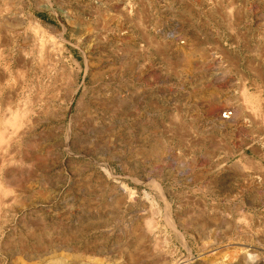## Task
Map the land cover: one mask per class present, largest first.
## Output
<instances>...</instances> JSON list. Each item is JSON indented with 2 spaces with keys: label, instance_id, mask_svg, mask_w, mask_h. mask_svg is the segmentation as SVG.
<instances>
[{
  "label": "rangeland",
  "instance_id": "374dc122",
  "mask_svg": "<svg viewBox=\"0 0 264 264\" xmlns=\"http://www.w3.org/2000/svg\"><path fill=\"white\" fill-rule=\"evenodd\" d=\"M260 11L0 0V264H264Z\"/></svg>",
  "mask_w": 264,
  "mask_h": 264
},
{
  "label": "crops",
  "instance_id": "0c3cea01",
  "mask_svg": "<svg viewBox=\"0 0 264 264\" xmlns=\"http://www.w3.org/2000/svg\"><path fill=\"white\" fill-rule=\"evenodd\" d=\"M200 15L204 16V14H201ZM202 16L199 17V19L197 20V22L194 24V27L196 28H199V29H202L203 27H208L209 29H212L214 31H217V32H220V30L218 28H221V27H231V15L227 14V13H224V14H221V17L220 19L222 20L223 19V22H218V25H217V22H216V13H211L210 14H207V17L209 18V22L207 23H204L202 21ZM240 20H242V17L239 18ZM242 21H239V22H235L236 25H237V28L238 29H241L242 27ZM213 31V32H214ZM259 34L263 35L264 36V11H260L259 12ZM201 35H203V33H201ZM202 39V38H201ZM206 40V38H205ZM204 40V41H205ZM207 42V45L208 46H211V42L207 39L205 41V43ZM198 72L197 74H195V78H196V84L201 86V87H205L206 83H209V82H212L213 81V74L211 75L210 74V71L205 67V66H202L200 65L198 68H197ZM259 84L261 85V87L264 89V51L259 49ZM198 99V105H202L204 103V98L203 96H200ZM231 177L233 178H237L238 175L237 173H233L232 175H230ZM216 180V179H215Z\"/></svg>",
  "mask_w": 264,
  "mask_h": 264
},
{
  "label": "bare ground",
  "instance_id": "6f19581e",
  "mask_svg": "<svg viewBox=\"0 0 264 264\" xmlns=\"http://www.w3.org/2000/svg\"><path fill=\"white\" fill-rule=\"evenodd\" d=\"M6 99H8V98H6ZM9 101V100H8ZM8 105H9V103H8ZM7 105V106H8ZM6 106V105H5ZM231 114V112H229V111H224L223 112V118H228L229 117V115ZM35 147V146H34ZM12 179V178H11Z\"/></svg>",
  "mask_w": 264,
  "mask_h": 264
},
{
  "label": "trees",
  "instance_id": "16d2710c",
  "mask_svg": "<svg viewBox=\"0 0 264 264\" xmlns=\"http://www.w3.org/2000/svg\"><path fill=\"white\" fill-rule=\"evenodd\" d=\"M44 16V15H43Z\"/></svg>",
  "mask_w": 264,
  "mask_h": 264
}]
</instances>
